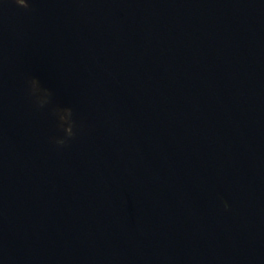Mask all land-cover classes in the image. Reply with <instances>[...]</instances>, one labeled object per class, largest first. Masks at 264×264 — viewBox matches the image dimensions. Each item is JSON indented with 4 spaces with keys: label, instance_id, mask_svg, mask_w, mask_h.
<instances>
[{
    "label": "water",
    "instance_id": "obj_1",
    "mask_svg": "<svg viewBox=\"0 0 264 264\" xmlns=\"http://www.w3.org/2000/svg\"><path fill=\"white\" fill-rule=\"evenodd\" d=\"M26 3L0 0V264H264V0Z\"/></svg>",
    "mask_w": 264,
    "mask_h": 264
},
{
    "label": "clouds",
    "instance_id": "obj_2",
    "mask_svg": "<svg viewBox=\"0 0 264 264\" xmlns=\"http://www.w3.org/2000/svg\"><path fill=\"white\" fill-rule=\"evenodd\" d=\"M15 3L19 6H22L24 8H28L29 7V4L26 3V0H15ZM30 84H31V93L36 96V99H37V103L40 105V106H43L44 104H42L38 98H37V94H36V89L39 88V84H38V81H36L35 79L31 80L30 81ZM44 92H47L46 89H42ZM61 111H63V109H55L54 110V114L57 116L58 118V121L60 122L59 123V127H61L65 133V137L67 139H70L74 133H73V126H74V121L72 119V116H73V113H72V110L69 108L67 109V111H69L71 113V119L69 121H64L60 118V113ZM67 128H71L72 131L70 132H66V129ZM66 138H55L54 139V142L57 144V145H64L66 143ZM224 207L227 208L228 205L227 203L224 204Z\"/></svg>",
    "mask_w": 264,
    "mask_h": 264
}]
</instances>
